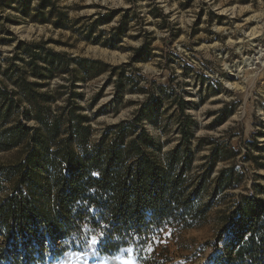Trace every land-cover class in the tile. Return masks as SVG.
<instances>
[{
  "label": "rangeland",
  "instance_id": "rangeland-1",
  "mask_svg": "<svg viewBox=\"0 0 264 264\" xmlns=\"http://www.w3.org/2000/svg\"><path fill=\"white\" fill-rule=\"evenodd\" d=\"M48 50L62 64L49 65ZM25 89L49 99L30 102ZM0 90V201L25 159L8 130L43 128L39 110L49 122L61 116L50 146L58 159L72 112L87 128L85 141L73 138L78 155L125 123L135 131L125 142L145 129L179 183L154 229L161 264H249L223 251L240 206L264 207V0H0ZM21 231L0 230V264H152L155 255L134 244L106 252L103 233L87 226L68 234L84 244Z\"/></svg>",
  "mask_w": 264,
  "mask_h": 264
},
{
  "label": "trees",
  "instance_id": "trees-1",
  "mask_svg": "<svg viewBox=\"0 0 264 264\" xmlns=\"http://www.w3.org/2000/svg\"><path fill=\"white\" fill-rule=\"evenodd\" d=\"M44 59L51 66L63 62V56L52 50L46 52ZM34 68L35 76L47 77L39 67ZM25 91L30 102H37L38 96H43L44 101L49 99L32 89ZM40 113L39 110L43 128L32 129V133L21 127L8 130V144L23 145L25 159L12 168L16 190L0 201V230L10 234L17 228L29 236L43 238L48 234L54 243L66 245L84 244L82 238L68 234L87 226L103 233L101 246L106 252L129 244L136 245L141 252L154 247V229L171 214L179 186L178 180L171 183L169 168L156 162L152 153L157 147L154 139L141 129L132 141L125 142L126 136L135 131L122 123L116 127L113 141H107L105 136L94 150L78 155L72 141L74 137L85 141L87 128L81 125L84 118L72 112L77 122L72 125L74 132L70 138L57 144L58 159L50 146L61 134V116L49 122ZM182 133L187 139V130ZM232 223L231 239L223 255L231 257L235 253L241 259L245 257L249 264H264V207H256L247 199ZM13 239L16 248L20 235L17 233ZM32 240L28 239L29 245ZM157 248L155 245V255L147 262L163 263L165 257Z\"/></svg>",
  "mask_w": 264,
  "mask_h": 264
},
{
  "label": "bare ground",
  "instance_id": "bare-ground-1",
  "mask_svg": "<svg viewBox=\"0 0 264 264\" xmlns=\"http://www.w3.org/2000/svg\"><path fill=\"white\" fill-rule=\"evenodd\" d=\"M257 31H252V33H251V36H253V38H252V40H255V39H257L260 35H257Z\"/></svg>",
  "mask_w": 264,
  "mask_h": 264
}]
</instances>
